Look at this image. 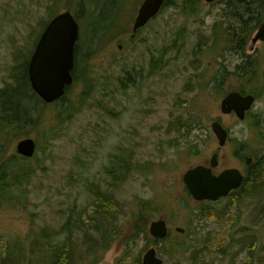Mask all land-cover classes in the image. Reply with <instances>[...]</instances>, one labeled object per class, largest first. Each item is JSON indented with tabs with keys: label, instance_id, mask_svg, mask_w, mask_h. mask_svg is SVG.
<instances>
[{
	"label": "rangeland",
	"instance_id": "rangeland-1",
	"mask_svg": "<svg viewBox=\"0 0 264 264\" xmlns=\"http://www.w3.org/2000/svg\"><path fill=\"white\" fill-rule=\"evenodd\" d=\"M141 1L123 0L117 8L107 0H0V89L18 84L19 66L49 18L71 10L81 34L79 81L65 98L43 106L27 92L36 125L13 140L7 155L19 139L33 137L38 150L26 165L34 175L0 197V245L18 242L35 258V241L45 232H61L46 241L68 238L79 228L78 215L94 209L92 189H102L121 209L111 212L113 227L101 216L92 222L114 233L94 264L143 256L154 244L149 225L160 217L168 219L171 238L184 236L188 246L177 255L159 249L164 264H264V192L200 203L184 192L182 180L185 170L209 163L220 149L211 128L215 118L230 133L218 151L219 171H244L240 154L264 165V43L252 44L264 1L172 0L131 37ZM245 23L240 45L234 32ZM223 70L227 77L219 81ZM241 88L257 95L245 121L220 112L224 95ZM116 154H128L140 167L105 189ZM178 226L186 235L176 232ZM75 244V264H92L87 258L95 252L87 250L83 234Z\"/></svg>",
	"mask_w": 264,
	"mask_h": 264
},
{
	"label": "trees",
	"instance_id": "trees-1",
	"mask_svg": "<svg viewBox=\"0 0 264 264\" xmlns=\"http://www.w3.org/2000/svg\"><path fill=\"white\" fill-rule=\"evenodd\" d=\"M119 1L120 0H109L108 2L116 4ZM170 1L171 0H166L165 6L169 5ZM246 29L247 24L245 23L239 25L238 30H236V37H238L237 40L241 41V43ZM79 56L80 52H78L77 48L78 60ZM29 60L30 57L26 58L19 66L23 74L20 81L18 80V84L12 88L6 87L0 89V197L8 198L9 191L12 188L18 187L22 189L34 175L33 169L26 165V159L19 156L16 151L10 156L7 155L11 151L10 145L14 143L13 140L18 137L23 130L36 125V119L34 117L35 112L30 108L29 103L31 100L28 97L27 92L37 103L43 104V101L34 93L30 85L27 71ZM225 77H227V73L223 70L219 73L217 78L221 81V79ZM77 78L78 76H76V80ZM86 82L87 80L83 79V84H86ZM21 86L22 88H20ZM240 91L243 92L244 89H240ZM240 157L243 158V154H241ZM113 158L114 159L111 160V166L107 172L108 178L105 180L110 187H105V189H115L130 173L134 170L138 171L137 168L140 167L139 165L135 166L133 164L132 158L131 156H128V154L122 155V157H119V155L116 154ZM263 170L264 167L261 163H253L248 167L245 183L233 194L236 200H239L243 198L244 195L248 194H263ZM92 194L97 198L92 213H80L78 215L79 218L77 219L76 225H78L79 228L76 229L74 233L71 231L68 238L62 242H55V238L59 237L61 232H55L53 235L49 232H45L42 234L41 242H38V240L35 241L36 244L35 247H33V251L37 252L35 258L29 256L27 246L19 245L18 242H15V244L6 242L4 243L5 245H0V264H75L77 263V249L76 244L74 248V242L78 233L83 234V243L89 251L109 248L114 234L111 231L112 229L108 227L102 228L99 224H92V222H95V216H101L107 222H111L108 225L113 227L111 212L120 210L121 206L119 202L115 200L111 192L102 189H92ZM72 224V220L66 223L64 230L67 231L69 225ZM48 238H54V240L50 239V241H46ZM173 242L174 241L171 239L165 241L168 245L165 252L170 255H175L177 251L174 249H177L181 244H173ZM54 243L57 244L53 245ZM173 246L175 247L173 248ZM65 248H67V250L63 251ZM49 249L53 250L52 256L48 251ZM47 256L49 257L48 260ZM116 264L142 263L140 258H137L130 263H127L126 259H122L119 262L117 261Z\"/></svg>",
	"mask_w": 264,
	"mask_h": 264
},
{
	"label": "water",
	"instance_id": "water-1",
	"mask_svg": "<svg viewBox=\"0 0 264 264\" xmlns=\"http://www.w3.org/2000/svg\"><path fill=\"white\" fill-rule=\"evenodd\" d=\"M213 1V0H208ZM164 0H144L135 19L134 30L145 25L161 8ZM80 27L71 11L62 12L53 17L46 25L45 30L35 48L29 64L30 82L45 101L51 103L62 97L67 86L74 81L72 71L75 65V46L79 38ZM264 41V22L253 38V43ZM254 96H243L239 92H230L221 102L224 113L236 111L237 115L245 118L246 110L250 108ZM212 128L222 147L226 144L228 132L219 121L212 123ZM20 154L31 157L36 151V142L33 138H25L17 144ZM218 165V153L211 158V166L198 164L189 168L183 175V180L192 195L198 201L218 200L227 196L231 190L241 186L244 176L238 168H227L216 175L213 168ZM177 231L183 232L181 227ZM150 233L156 238H166L168 235L167 223L164 219L153 221ZM157 258L155 248H151L144 256V264H162Z\"/></svg>",
	"mask_w": 264,
	"mask_h": 264
},
{
	"label": "flooded vegetation",
	"instance_id": "flooded-vegetation-1",
	"mask_svg": "<svg viewBox=\"0 0 264 264\" xmlns=\"http://www.w3.org/2000/svg\"><path fill=\"white\" fill-rule=\"evenodd\" d=\"M246 1H248V0H246ZM246 1L244 2V4H246ZM255 1V0H254ZM264 1V0H263ZM244 34H246V33H244Z\"/></svg>",
	"mask_w": 264,
	"mask_h": 264
}]
</instances>
